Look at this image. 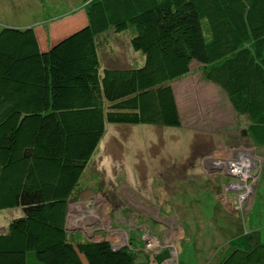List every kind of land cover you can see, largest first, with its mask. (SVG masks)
<instances>
[{"label": "trees", "instance_id": "1", "mask_svg": "<svg viewBox=\"0 0 264 264\" xmlns=\"http://www.w3.org/2000/svg\"><path fill=\"white\" fill-rule=\"evenodd\" d=\"M81 14L0 30V264H133L137 245L66 232L68 205L105 123L181 127L171 84L193 62L264 148V0H82ZM130 33L141 67L102 66V38ZM216 264H264V244Z\"/></svg>", "mask_w": 264, "mask_h": 264}, {"label": "rangeland", "instance_id": "2", "mask_svg": "<svg viewBox=\"0 0 264 264\" xmlns=\"http://www.w3.org/2000/svg\"><path fill=\"white\" fill-rule=\"evenodd\" d=\"M82 6V0H0V30L46 28L79 16ZM130 37L105 34L102 66L143 65ZM171 86L181 127L105 123L68 205L67 227L113 250L134 243L133 264H216L234 248L264 244V148L242 135L245 119L203 80L198 63ZM22 215L20 208L0 210V232Z\"/></svg>", "mask_w": 264, "mask_h": 264}, {"label": "water", "instance_id": "3", "mask_svg": "<svg viewBox=\"0 0 264 264\" xmlns=\"http://www.w3.org/2000/svg\"><path fill=\"white\" fill-rule=\"evenodd\" d=\"M258 171H259V166H257V167L254 168V170H253V172H252V176L255 177V176L257 175ZM67 225H68V216H67V219H66L65 230H66L67 232H71V231L75 232V231H77V229L69 230L68 227H67Z\"/></svg>", "mask_w": 264, "mask_h": 264}, {"label": "crops", "instance_id": "4", "mask_svg": "<svg viewBox=\"0 0 264 264\" xmlns=\"http://www.w3.org/2000/svg\"><path fill=\"white\" fill-rule=\"evenodd\" d=\"M140 58H141V60H140ZM142 62H144V58L142 59V57H139V63H142ZM134 67H138V66H134ZM176 100V99H175ZM176 104H177V102H176ZM230 106V105H229ZM177 108H178V105H177ZM178 113H179V109H178ZM179 116H180V114H179ZM180 121H181V118H180ZM11 221V220H10ZM9 221V222H10ZM7 226H8V224H7ZM7 226H5L4 228H3V231L2 232H0V233H4L5 231H6V228H7Z\"/></svg>", "mask_w": 264, "mask_h": 264}, {"label": "built area", "instance_id": "5", "mask_svg": "<svg viewBox=\"0 0 264 264\" xmlns=\"http://www.w3.org/2000/svg\"><path fill=\"white\" fill-rule=\"evenodd\" d=\"M151 240H152L153 244H155L156 241H154L153 239H151ZM153 244H151V243L149 244L148 243V244H146V247L149 248L150 246H153Z\"/></svg>", "mask_w": 264, "mask_h": 264}, {"label": "clouds", "instance_id": "6", "mask_svg": "<svg viewBox=\"0 0 264 264\" xmlns=\"http://www.w3.org/2000/svg\"><path fill=\"white\" fill-rule=\"evenodd\" d=\"M67 232V231H66ZM108 242V241H107ZM113 247V246H112Z\"/></svg>", "mask_w": 264, "mask_h": 264}]
</instances>
